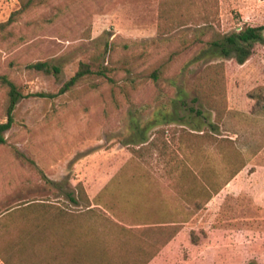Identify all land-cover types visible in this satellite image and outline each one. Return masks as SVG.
I'll use <instances>...</instances> for the list:
<instances>
[{
	"label": "rangeland",
	"instance_id": "1",
	"mask_svg": "<svg viewBox=\"0 0 264 264\" xmlns=\"http://www.w3.org/2000/svg\"><path fill=\"white\" fill-rule=\"evenodd\" d=\"M19 7L0 0V21ZM244 23L264 26V0H43L19 15L0 32V122L9 104L2 77L24 94L0 144V214L32 200L77 208L67 193L80 182L127 223L155 218L162 202L172 220L190 219L244 165L233 193L148 264H264V40L243 63L203 53ZM37 61L60 71L28 67ZM81 61L111 79L30 95L57 92ZM198 88L207 100L222 95L221 118L210 102L192 101ZM156 132L157 146L140 147ZM185 167L197 177H181ZM194 186L205 188L197 198ZM13 228L0 224V234Z\"/></svg>",
	"mask_w": 264,
	"mask_h": 264
},
{
	"label": "trees",
	"instance_id": "2",
	"mask_svg": "<svg viewBox=\"0 0 264 264\" xmlns=\"http://www.w3.org/2000/svg\"><path fill=\"white\" fill-rule=\"evenodd\" d=\"M42 1L20 0V7L13 11L7 20L0 21V32L5 31L7 26L23 12ZM263 31V25L244 23L239 31L226 34L222 39L208 44L203 53L211 59L232 57L238 63H243L250 56L251 45L264 40ZM28 67L47 74H57L60 71L58 66L48 61H37L29 64ZM91 75L111 79L106 67L92 69L90 63L81 61L76 72L61 85L57 92H36L30 95L53 98ZM152 75L156 78V71ZM214 81L216 83V79ZM2 83L7 87L9 104L7 120L0 122V144L6 142L5 132L14 122L13 111L16 103L24 97L21 87L6 76L2 77ZM214 88L217 86L213 85ZM218 95L221 99H215L212 95L211 99L207 100L205 91L198 88L192 101L210 102V108L216 110L218 117L221 118L224 113L223 110H220L223 97L221 94ZM190 110L201 114L200 110H194L192 107ZM211 127L214 131L218 130L217 125L212 124ZM197 128L192 129L197 130ZM158 133L164 134V130L159 128ZM158 133L156 132L149 141L148 136L143 137L140 147L157 146L155 139ZM243 166L238 168L229 179ZM179 175L183 178L197 177L192 169L186 167L181 172L179 171ZM45 179L51 184H55L53 180L46 177ZM77 188L76 195L72 192L67 193L69 201L77 208L61 207L59 204L49 201L32 200L5 209L0 214V224L2 226L12 225L15 228L12 233H10V229H7L0 234V243L3 245L0 250V261H4L6 264H118L115 259L122 258L124 263L121 264H130V261L131 264H146L157 251L147 252L151 249V242L148 239L150 226L147 225L153 220L161 221L162 218L139 216L138 222L127 223L121 215L116 213L113 205L102 204L99 201L92 203L80 182L77 184ZM194 189L192 190L195 193L193 197L197 198L198 193L201 195L202 189L205 188L201 186V190H199L197 186H194ZM219 189L209 191L203 203L205 204ZM186 193L189 194V191ZM170 221L174 222L175 220L171 219ZM134 224H141L142 227L135 229L132 227ZM176 226L178 225L170 226L169 238L176 233L178 229ZM167 240L165 238L160 245H164ZM140 257H143L141 258L143 260L140 261Z\"/></svg>",
	"mask_w": 264,
	"mask_h": 264
},
{
	"label": "crops",
	"instance_id": "3",
	"mask_svg": "<svg viewBox=\"0 0 264 264\" xmlns=\"http://www.w3.org/2000/svg\"><path fill=\"white\" fill-rule=\"evenodd\" d=\"M238 174L234 175L231 179H229L228 181H226L224 183V185L219 189V191L215 194L212 195V197L204 204V207L199 208L197 211H194L193 214L191 215L190 219L184 218L182 220H175L174 222H171V218L168 216L169 213L168 212V207H166V205L162 202L157 204V206L159 207L160 211H159V215L158 216H154L155 218H162V220H153L151 221L152 223H150L147 226L149 227V236L148 239L151 243L156 244L157 246H159L158 250L156 251V253L149 259V261L146 263L148 264L149 262L153 261L155 258H157V256L168 246L170 245V243L176 239L177 237L181 236L184 232H185V225L194 217H196L198 215V213L204 209H210V205L211 204H215L218 205V202H221L225 197H227L230 193L232 192V187L233 185L237 182L238 179ZM239 191L237 190L236 192H234V194L238 193ZM171 225H178V229L176 231V233L174 234L173 237L169 238V234L171 231L170 226ZM181 226V227H180ZM133 228H140L142 227L141 224H134L132 225ZM160 234L159 238H155V235ZM167 238L168 240L166 241V243H164V245H160L162 243V241H164V239ZM161 239V240H160ZM160 240V241H159ZM159 242V243H158ZM116 263L121 264L124 263V261L122 260V258H116L115 259ZM132 262L130 261V264Z\"/></svg>",
	"mask_w": 264,
	"mask_h": 264
}]
</instances>
